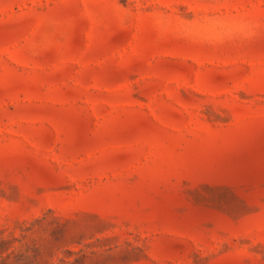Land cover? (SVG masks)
<instances>
[{"label": "rangeland", "instance_id": "374dc122", "mask_svg": "<svg viewBox=\"0 0 264 264\" xmlns=\"http://www.w3.org/2000/svg\"><path fill=\"white\" fill-rule=\"evenodd\" d=\"M0 264H264V0H0Z\"/></svg>", "mask_w": 264, "mask_h": 264}]
</instances>
